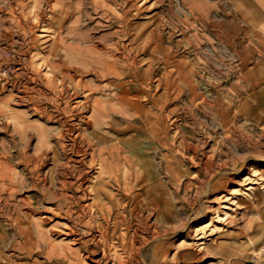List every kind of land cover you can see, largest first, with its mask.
Listing matches in <instances>:
<instances>
[{
  "label": "rangeland",
  "instance_id": "1",
  "mask_svg": "<svg viewBox=\"0 0 264 264\" xmlns=\"http://www.w3.org/2000/svg\"><path fill=\"white\" fill-rule=\"evenodd\" d=\"M3 1L0 156L30 177V183L41 173L48 177L46 183L59 187L63 170L67 181H75L74 173L83 192L89 178L100 172L101 159L89 163V141L101 146L99 137L110 140L108 145L126 137L144 144L146 137L134 127L141 122L133 100L139 97L149 104L145 99L154 96L168 107L165 112L156 110V120L158 125L168 124L169 135L163 141L168 140L169 150L159 128L154 131L157 144L150 149L160 165L156 173L171 192L164 211L168 219H159L162 214L142 202L138 211L128 212L122 226H115V212L108 224L112 242L119 246L120 232L126 233L127 246L135 247L123 253L127 264H264V0ZM190 80L196 82L195 97ZM119 92L121 100L113 104ZM23 94L26 100L20 102ZM30 98L34 100L27 101ZM94 98L104 99V104L108 99L109 115L94 114ZM33 102L42 105L43 112L28 111ZM23 119L36 125L27 128V154L22 155V131L16 121L22 125ZM38 124L45 127L49 143L44 161L34 171ZM71 135L79 136L84 151L62 152L59 144ZM130 159L122 161V171L136 168L135 158ZM131 178L127 182L138 192L143 184H134L133 174ZM31 185L16 194L18 201L8 203V190L0 186V264H67L54 255L48 258V245L38 239L36 225L28 227L48 208L51 216L41 221L42 227L60 241L55 231L74 222L55 216V201L47 199L46 204L39 195L42 185ZM112 189L121 193L116 184ZM30 211L36 216L19 215ZM53 223L64 227L53 229ZM137 249L142 263L135 260ZM84 263L94 264L89 258Z\"/></svg>",
  "mask_w": 264,
  "mask_h": 264
},
{
  "label": "bare ground",
  "instance_id": "2",
  "mask_svg": "<svg viewBox=\"0 0 264 264\" xmlns=\"http://www.w3.org/2000/svg\"><path fill=\"white\" fill-rule=\"evenodd\" d=\"M50 5H52V4L50 3ZM190 6H192V5H190ZM14 8H16V7H14ZM50 9H51V6H50ZM9 14H11V13H9ZM27 26H28V24H27ZM31 29H32V27H31ZM24 32H23V34H25ZM63 32H65V31H63ZM78 39H81V38H78ZM96 39H97V37H96ZM82 41H84V40H82ZM91 43H93V42L91 41ZM131 43H133V42H131ZM74 44H76V43H74ZM6 49H8V48H6ZM96 49L99 52H101V54L103 56H107L109 54L103 48H99L98 46H96ZM96 49H95V51H97ZM1 50H0V52H1ZM95 51L92 53L93 55H94ZM113 55H115L117 57L116 54H113ZM32 57H33V55H32ZM52 60H53V58H52ZM127 62H129V61H127ZM154 62H155V59H154ZM104 63H106V61H104ZM144 63H146V62H144ZM116 67L114 66V68H116ZM29 68L30 67H28V69ZM30 73H32V72H30ZM65 73H66V71H65ZM85 74H86V72H85ZM98 75H100V74L98 73ZM101 75H105V74L103 73ZM41 79H39V80H41ZM155 81H157V79ZM74 82H76L75 79H74ZM189 83L191 85L190 87H191V92L193 94V97L197 96V94H196V82H194L193 80H190ZM44 87H46V86H44ZM53 87H54V85H53ZM60 88H62V87H60ZM41 89H43V88H41ZM14 90H15V88H14ZM12 92H14V91H12ZM21 92H22V90H21ZM0 95H1V93H0ZM14 95H16V94H14ZM23 95H22V97H18V99L20 100V102L26 100L27 95L25 94L26 97H25V95L24 96ZM43 95H45V94H43ZM67 96H68V94H67ZM9 97H6V99H8ZM121 97H122L121 93L118 94V97H114L115 98V101H114L113 104H115L116 101L118 102L119 100H121L120 99ZM50 98H51V95H50ZM138 98L136 100H133V103L135 105V110H136V113L135 114L137 116H139V121L141 123L138 124V125H134V127H135V129H136L137 132H142L143 135L146 137V140L143 142L144 144H140V143L136 142L135 140L137 138L130 139V138H126L125 137L124 139L121 138L120 140L117 139L116 141H113L112 144L110 145L111 147H109V149L108 148L106 149V148H102V147H99V146H95L94 144H91V141H89L90 148L92 149V151L90 153L91 154L90 156H92V157L90 158L89 163L91 165H93V162L95 160L101 159L100 167H98L99 170H100V172H98L99 174L96 175V176H94L92 179L89 178V180L87 182V185H86V188L83 189V192H80V190H79L82 187V185H83L82 182H81L82 180H80V182H81L80 184H77L78 176H76V174H74V173H71V175L73 174V177L75 178V181L74 182L67 181L66 180L67 177H66L65 171L63 170L61 173H63L64 179L62 180V182L59 183L60 186L59 187L57 186V188H55L56 187L55 183H53V184H52V182H49V184L46 183L47 181H45V180L48 177H46V176L43 175L44 178H42L41 173H39V176L37 177L38 180H34L33 183H30V180H29L30 177L27 178L24 174H20L19 172H17L15 170V164L12 161L6 160L5 157L0 156V186L2 185V186L5 187L6 190H8L7 191V196H6V202L7 203L9 202L10 199H14V200L17 199L16 198V194L19 191L24 190L26 187H29L31 184H32L31 185L32 187H34V186L35 187H40V184H41L42 186L39 188L40 189L39 190V195L42 196V200H44L46 198L47 199H51L52 197L53 198L54 197L57 198V200H58V207L62 211L63 218H67V220H70V221L74 222V224H71V225L65 223V225H64L65 226L64 227L65 230H62V232L60 233V236H64V238L60 239V241L55 242L54 240H51L50 238H48L43 231L41 232V225H42L41 224V221L42 220L49 219L48 216L40 215L41 217L38 216L37 217L38 219L31 220V224H30V226L28 228L32 227L33 225H36V227L38 229V233H39V236H38L39 238L38 239L40 241L45 242L48 245V248H49L48 249V252H47V257L48 258H50L51 256L54 255V256L59 257V258L65 260V261H68L67 264H85L84 261H86L87 258L91 259L94 264H111L112 261H113L112 264H127L128 258H126V256L123 255V253H126L127 250H128V248L129 249L130 248L131 249H134L135 247H132V246L131 247H128L127 246V243H126V233L125 232H120V234H119V239L121 241L119 246L114 245V242H112L111 236L109 234V226H108V224L110 222V219L114 215V213L116 212L115 215H114L115 216V223H114L115 226H119V225L122 226L123 222H121V221H126L127 220L128 212L131 214V213L135 212V210L138 211L139 210L138 209L139 208L138 207V204H141L142 202L143 203L145 202L147 204V206H149V208H151L152 210L156 211V213L158 214V216L160 214H162L163 217H166V219H164L163 217L162 218H159V219H162V220H167L168 219V212L166 214V213H164V211H167L169 209L170 200H171V196H170L171 192H170V190L168 188V185H167L166 181H164V180H162V179H160L158 177V174L156 173V169H158L160 167V165H158V163L156 162L155 152L153 151L154 154H152V151H150V149L153 150L155 148V145L157 144L158 133H156V135H154V133H155L154 131L155 130L158 131V128L160 129V132L162 131L161 132L162 133V136L161 137L163 139H162L161 142H162V144H165L166 147H167L166 149L169 150L168 140L163 141L166 137L168 138V135H169L168 128H167V125L168 124L167 123H162L161 125H158V122L156 120V117H157L156 116L157 115L156 114V110L161 109V111L165 112L166 111V108H168V107L165 108L163 106L164 104L161 103V102H159L158 99L155 98L154 96L153 97L152 96L151 97H147L145 99V101L149 102L150 106H148L149 104H146V103L142 102L141 99H138ZM1 100H3V99H1ZM28 100L31 101V100H34V99L30 98V99H27V101ZM93 100L94 101L92 103L93 104L92 107H93V110H94V114L95 113L96 114H103L105 116L109 115L110 111L108 110V106L106 104V101L108 99L105 100V104H104V99L94 98ZM62 101H63V99H62ZM206 102H207V98L205 99V103ZM50 103H51V101H50ZM32 104H33V106L31 107V109L29 108L28 111H35V112L39 111V112H43L42 105L38 104L37 102H33ZM120 105H121V103H120ZM159 105H160V107H159ZM211 105H213V103ZM243 105L245 106V104H243ZM121 106L122 107H120V109L126 111V109H125L126 107L123 106V105H121ZM28 107H30V106H28ZM113 109L116 110V108H113ZM144 110L147 111V112H143ZM44 111H45V109H44ZM83 112H85V111H83ZM14 114L16 115V113H14ZM51 114H53V113H51ZM47 115L49 116V114H47ZM20 121L23 124L20 125L18 123V120H17L16 121V125H17V127H20L21 128V131H22V139H23V143H24L23 146L24 147L19 148L18 151H20L22 153V155H23V154L26 153V150L28 148V143L25 144V136H27V128L28 127H31V126L33 127L36 124L33 123L30 120H27V119H23V120H20ZM69 124H70V122H69ZM66 126H68V125H66ZM61 127H62V125H61ZM44 131H46L45 130V127L42 124H38V132H40L41 135L39 136L40 137L39 144L36 146V149H35L36 152L38 153V156L35 158V162H34L35 165L32 167V169L34 171H36V168L39 169L42 161H44L42 159V158H44L42 155L46 154V151H47L46 149H48L46 147H47V144L49 143V140H47L48 138H47L46 133H44ZM92 133L94 134V132H92ZM58 136H60V135H58ZM78 137L76 135L74 137L72 136V137H70L68 139H64L65 143L63 142V143L59 144V146L62 148V151L64 153L68 152V153H71V154H73V153H80V152L84 151V148H83L84 146H82L77 141L78 140ZM154 139H156V140H154ZM133 140L135 141V143H133L134 142ZM87 149L88 148H86V150ZM53 150L57 154L58 150L57 149H53ZM97 155H99L100 157L97 158ZM87 157H89V156H87ZM130 157H134L135 158V160L137 162L136 168L135 169H131V170L128 169V168H125L122 171L121 170L122 161L130 162V160H131ZM24 160H27V162H28L27 163L28 164V166H27L28 169H26V170H29L30 169V163H31L30 155H28V158L27 159L24 158ZM110 160L112 161L111 162L112 164H108ZM55 161L58 162V159H56ZM166 170H167V173L172 174V171H171V169L169 167H166ZM29 173H30V171H29ZM132 174L135 177V181H134L135 183L134 184H138V185L143 184L142 188L138 192L137 191L134 192V187L131 186V185L129 186V184L127 182V180L129 181V179H132L131 178L132 177ZM104 178H105V180L106 179H108V180H106L105 182H102V179H104ZM84 180H85V178H84ZM51 181H52V178H51ZM115 184L118 185L122 189V190L121 189L119 190L121 193H118V192L116 193L114 191V189H112V185H115ZM67 185H70L69 188L72 190L71 192H68V189L66 188ZM107 186H109V188ZM52 189H54V190H52ZM53 193H55V194H53ZM1 194H3V193H1ZM1 198H2V196H1ZM27 198H28L27 200L30 201V197H27ZM17 201H18V199H17ZM20 202H24V200L22 199V201H20ZM19 215L20 216H23L24 218H30L32 214H31V211H30V213H28V212H25L24 214L23 213H19ZM59 215H61V213ZM32 216L34 217L36 215L33 214ZM70 218H73V219H70ZM83 220H84V222H83ZM19 222L21 223L22 221L19 220ZM208 224L209 223H207V225ZM20 228L21 229H24V226H20ZM89 232H91V233H89ZM114 232H116V230ZM113 237L115 238V236H113ZM75 241H77V242H75ZM85 250L87 252V255L84 254V251ZM122 250H123V252H121ZM135 255H136L135 260L138 263H142L143 262V259H142L141 255H140L139 249H137Z\"/></svg>",
  "mask_w": 264,
  "mask_h": 264
},
{
  "label": "crops",
  "instance_id": "3",
  "mask_svg": "<svg viewBox=\"0 0 264 264\" xmlns=\"http://www.w3.org/2000/svg\"><path fill=\"white\" fill-rule=\"evenodd\" d=\"M93 134V133H92ZM95 135V137L96 138H98L99 136H96V134H93V136ZM122 137H119V138H117L118 140H120ZM125 138V137H124ZM123 138V139H124ZM99 140L98 141H101L102 142V145L101 146H99V147H102V148H108L109 149V147H111L110 145L112 144V142L108 145L107 143H109V141L108 140H104L103 138L101 139L100 137L98 138ZM58 150V149H57ZM63 152V151H62ZM106 180H108V179H106ZM105 180V178L104 179H102V182H105L106 181ZM108 188H109V186H107ZM55 188H57V186L55 187ZM52 190H54V189H52ZM53 194H55V193H53ZM51 199H53L54 201H55V205L53 206L54 207V215L55 216H59V214L61 213V215H62V211H61V209L58 207V200H57V198H51ZM13 200V199H12ZM44 202L46 203V204H48V201H47V198L46 199H44ZM52 207V206H51ZM47 212H51L48 208H45V216H51V215H47ZM43 215V214H42ZM43 215V216H44ZM58 222V221H57ZM60 223H62L61 221H59ZM60 223H53L50 227H54L55 226V228H53V229H56V228H58V227H60L61 229L64 227V226H62ZM42 225H43V223H41ZM49 224H51V223H49ZM42 225H41V231H43L45 234H46V236L48 237V238H50L51 240H54L55 242H57V240L55 239V237L54 238H52L49 234L47 235V233L45 232V228H43L42 227ZM54 225V226H53ZM63 230V229H62ZM62 230L61 231H55L57 234H58V236L56 237V238H60L61 237V239L62 238H64V236H60V233L62 232ZM50 232V231H49ZM69 242V241H68ZM70 243V242H69ZM84 254H86L87 255V252H86V250L84 251Z\"/></svg>",
  "mask_w": 264,
  "mask_h": 264
}]
</instances>
